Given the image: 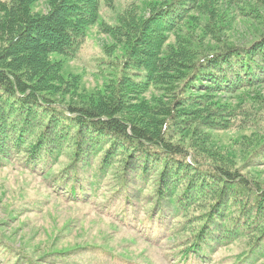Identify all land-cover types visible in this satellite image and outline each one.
Returning <instances> with one entry per match:
<instances>
[{"label": "trees", "instance_id": "trees-1", "mask_svg": "<svg viewBox=\"0 0 264 264\" xmlns=\"http://www.w3.org/2000/svg\"><path fill=\"white\" fill-rule=\"evenodd\" d=\"M42 1L46 9H35ZM99 5L100 0H0V165L22 160L28 170L47 175L66 148L72 146L70 163L55 173L54 180L67 190L63 195L77 203L97 201L111 172L123 177L122 189H128V182L133 179L137 184L142 182L143 186L138 187L142 193L148 190L147 178L153 173L155 188L147 202L153 203L149 210L152 216L176 220L200 203L196 196L210 200L201 213L185 220L196 224L192 230L184 221L177 223L182 232L193 233L194 240L189 242L187 251L206 258L222 247L245 240L238 264H264V184L240 173L221 158L217 161L224 165L211 162L213 157H208L212 160L205 157L209 152L202 154L204 149L200 147L195 152L189 150L183 142L185 138L174 141L175 136L170 134L172 131L174 135L181 134L176 126L182 123L180 118L188 112L186 108H193L190 116L195 114L197 98L190 96L192 93L186 97L187 91L194 89L215 98L217 94L234 96L264 83V32L250 45L199 54L187 74L176 76L179 83L166 88L178 67L186 65V56L181 50L161 56L162 34L176 28L195 6L199 10L200 0H170L147 18L138 14V10L126 11L120 24L108 32L115 39L123 36L124 42L120 41L130 50L124 64L140 71L139 79L130 82L129 78H120L118 84H110L106 99L89 104L76 100L66 103L56 97L59 92L56 83L62 77L61 63L48 56L60 53L76 58L84 33L98 22ZM200 11L206 9L202 6ZM21 64H25L24 70ZM149 84L166 86L159 89L169 90L168 96L164 94L167 98L155 107L135 104L127 108L121 104L128 88L138 90ZM209 104L207 100L206 109L200 108L195 115L203 127L215 124L204 118L210 113L206 111ZM220 109L214 112L220 116L229 113L243 116L240 123L235 121L237 125L252 123L247 118L249 109L241 110L238 106ZM123 112L129 118L122 117ZM228 125L231 126V121ZM254 152L253 158L257 159L253 162L264 164V146ZM87 155L89 158L85 160ZM84 167L87 172L79 179ZM114 168H121L120 174ZM131 172L133 175L127 180ZM81 192L83 197L78 196ZM113 192L106 201L129 206L130 198H139L138 193L126 192L122 198L118 196L121 192ZM166 227L167 223L164 229L153 226L159 232Z\"/></svg>", "mask_w": 264, "mask_h": 264}, {"label": "rangeland", "instance_id": "rangeland-1", "mask_svg": "<svg viewBox=\"0 0 264 264\" xmlns=\"http://www.w3.org/2000/svg\"><path fill=\"white\" fill-rule=\"evenodd\" d=\"M169 1L100 0L98 22L84 33L77 57L60 53L48 56L55 63H61L62 77L61 81L56 83H59L56 97L66 103L76 100L77 103L82 101L89 104L92 101L106 99L108 86L115 82L118 84L120 78H129L130 82H134L133 78L138 80L140 71L128 68L124 64L125 56L130 50L123 45V36L115 39L108 29L119 25L126 11L138 10V14L147 18L157 7ZM200 2L201 8L203 6V10L206 11L201 12V8L198 10L195 6L176 28L162 34L164 36L161 41V56H168L178 50L183 51L186 56V65L178 67L179 71L175 70L180 74L175 72L177 75L174 73L173 78L167 82V87L163 84L158 86L149 84L138 90L128 88L127 92L122 94L125 102L124 104L122 101V105L127 108L135 104L155 107L168 96L169 90L162 91L159 88H170L179 83L176 76H183L190 71L194 57L250 45L264 32V0H200ZM45 5L42 1L35 9L45 10ZM21 66L22 70L26 68L25 64ZM188 94L197 98L195 114L193 117L190 116L193 108H186L188 112L180 118L182 123L176 126V131H181V134L174 135V131L170 133L175 136L174 141L180 142L185 138L183 142L187 149L194 151L196 147H200L204 149L202 154L206 155L209 152L205 157H213L211 162L218 163L217 158H221L240 173L264 184V164L256 165L253 162L257 159L253 158L254 150L264 146V83L258 88L241 90L234 96L217 94L218 96L211 98L206 96L205 92H194V89L187 91L185 96L188 97ZM186 97L182 98L187 101ZM154 99L158 100L151 103ZM207 100L211 104L206 111L210 113L204 118L206 122L213 121L215 124L203 127L195 115L200 108L206 109ZM224 106L249 109L250 115L247 118L252 123L237 125L235 121L240 123L243 116L234 113L232 116L230 113L220 116L214 112ZM124 112L120 115L129 118V114L126 115ZM228 120L231 121V126L228 125ZM72 152L73 147H67L59 163L47 175L28 170L22 164V160L0 165V264L240 263L238 256L245 250V240L222 247L206 258L187 251L194 236L192 231L182 232L178 224L201 213V208L210 200L205 201L200 195L196 196L200 203L190 207L185 218L169 221L164 215H150L149 210L153 203L147 202L155 188L153 173L149 174L148 183L146 181L148 190L143 193L138 192L140 189L138 187L143 186L142 182L137 184L133 179L128 182V189H122L120 181L123 177L111 172L99 191L101 194L97 201L87 203L69 201L70 198L64 196L68 192L63 189V184L59 186L54 179L57 175L55 173L64 170L70 163L69 155ZM88 158L89 155L85 160ZM224 162L218 165H224ZM114 169L117 170V174L122 170ZM171 171L170 169L172 174ZM86 172L87 168L84 167L78 178L82 179ZM132 175L131 172L127 180ZM168 177L171 176L168 174ZM115 190L121 192L118 196L122 198L126 192L130 193L129 195L138 193L139 198L132 196L129 206L118 201H106L115 194L113 192ZM78 196L83 197L84 192L78 193ZM118 212L121 214L117 217ZM165 223L166 230L171 226L170 231L154 230L153 226L164 229ZM186 224L189 230L196 225ZM260 263L262 264V262L258 264Z\"/></svg>", "mask_w": 264, "mask_h": 264}]
</instances>
